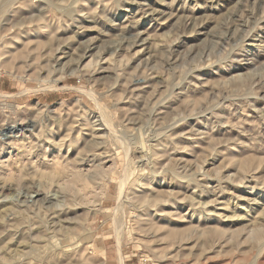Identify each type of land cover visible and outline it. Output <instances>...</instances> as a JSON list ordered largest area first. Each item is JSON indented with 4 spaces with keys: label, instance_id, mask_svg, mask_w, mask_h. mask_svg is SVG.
I'll list each match as a JSON object with an SVG mask.
<instances>
[{
    "label": "rangeland",
    "instance_id": "374dc122",
    "mask_svg": "<svg viewBox=\"0 0 264 264\" xmlns=\"http://www.w3.org/2000/svg\"><path fill=\"white\" fill-rule=\"evenodd\" d=\"M0 74V264H264V0H0Z\"/></svg>",
    "mask_w": 264,
    "mask_h": 264
},
{
    "label": "bare ground",
    "instance_id": "6f19581e",
    "mask_svg": "<svg viewBox=\"0 0 264 264\" xmlns=\"http://www.w3.org/2000/svg\"><path fill=\"white\" fill-rule=\"evenodd\" d=\"M7 130L10 131V132H12V131L15 130V127H14V126H10V127L7 128ZM8 131H7V132H8Z\"/></svg>",
    "mask_w": 264,
    "mask_h": 264
},
{
    "label": "built area",
    "instance_id": "2783aa9c",
    "mask_svg": "<svg viewBox=\"0 0 264 264\" xmlns=\"http://www.w3.org/2000/svg\"><path fill=\"white\" fill-rule=\"evenodd\" d=\"M0 77H1V74H0Z\"/></svg>",
    "mask_w": 264,
    "mask_h": 264
}]
</instances>
